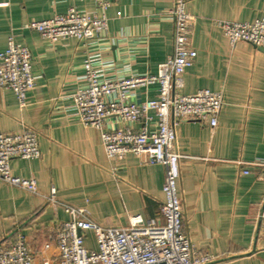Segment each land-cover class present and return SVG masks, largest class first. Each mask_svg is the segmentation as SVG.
Masks as SVG:
<instances>
[{
	"label": "crops",
	"instance_id": "0c3cea01",
	"mask_svg": "<svg viewBox=\"0 0 264 264\" xmlns=\"http://www.w3.org/2000/svg\"><path fill=\"white\" fill-rule=\"evenodd\" d=\"M174 2L114 0L104 38L86 43L75 37L51 42L27 24L72 6L103 15L95 0H0V51L14 36L30 49L36 75L25 106L12 90L0 88V132L32 129L41 148L39 158L11 160L14 175L37 181V193L0 178V242L22 233L34 253L32 264H59L51 235L70 215L47 200L53 188L58 200L86 207L102 226H127L134 214L158 220L165 166L134 154L109 159L101 131L84 125L73 104L91 54L104 61L110 76L158 71L175 50L169 13ZM186 9L194 17L198 55L181 89L222 91L224 105L216 127L193 119L177 127L184 230L200 252L213 256L212 264H264V228L258 222L264 166L251 164L264 159V47L231 44L219 24L264 18V0H186ZM156 95L153 85L139 89L136 99ZM88 240L94 247L92 232Z\"/></svg>",
	"mask_w": 264,
	"mask_h": 264
},
{
	"label": "built area",
	"instance_id": "2783aa9c",
	"mask_svg": "<svg viewBox=\"0 0 264 264\" xmlns=\"http://www.w3.org/2000/svg\"><path fill=\"white\" fill-rule=\"evenodd\" d=\"M95 2L104 11L103 15L86 14L72 6L65 13L32 21L27 26L51 42L66 37L86 43L103 39L108 24L106 11L114 0ZM169 13L175 24V50L159 64L156 73L121 71L110 76L105 74L104 61L91 54L84 62L85 84L75 92L73 104L84 125L101 131L109 159L134 154L146 163L165 166L164 200L159 218L145 220L141 214H134L127 226H102L89 217L86 207L58 200L53 188L47 200L63 206L70 215L58 222L51 235L59 250V264H212L214 261L213 256L196 248L184 230L183 205L178 191L181 154L175 150V143L177 127L185 119L212 127L218 125L224 93L209 89L194 93L182 91L183 76L198 55L192 45L194 17L186 9V0H175ZM219 24L231 44L246 41L264 47V18L252 22L222 20ZM32 62L30 49L10 36L8 47L0 51V88L12 90L22 106L27 104V94L35 87ZM153 85L157 86L155 98L136 99L139 89ZM40 156V138L36 131L25 128L0 132L1 179L37 193V181L14 175L11 160ZM251 164L264 166V159ZM244 173L250 171L244 170ZM258 222L264 228V200ZM90 232L94 236V247L88 240ZM33 260L34 253L22 233L0 242V264H32Z\"/></svg>",
	"mask_w": 264,
	"mask_h": 264
}]
</instances>
